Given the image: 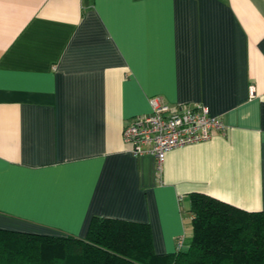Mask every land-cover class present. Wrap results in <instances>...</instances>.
<instances>
[{
    "label": "crops",
    "instance_id": "crops-1",
    "mask_svg": "<svg viewBox=\"0 0 264 264\" xmlns=\"http://www.w3.org/2000/svg\"><path fill=\"white\" fill-rule=\"evenodd\" d=\"M203 103L222 131L150 154L123 141L149 97ZM264 211V0H0V228L191 233L190 194Z\"/></svg>",
    "mask_w": 264,
    "mask_h": 264
},
{
    "label": "trees",
    "instance_id": "trees-1",
    "mask_svg": "<svg viewBox=\"0 0 264 264\" xmlns=\"http://www.w3.org/2000/svg\"><path fill=\"white\" fill-rule=\"evenodd\" d=\"M191 233L156 253L145 222L94 215L84 237L0 228V264H264V211L190 194Z\"/></svg>",
    "mask_w": 264,
    "mask_h": 264
},
{
    "label": "built area",
    "instance_id": "built-area-1",
    "mask_svg": "<svg viewBox=\"0 0 264 264\" xmlns=\"http://www.w3.org/2000/svg\"><path fill=\"white\" fill-rule=\"evenodd\" d=\"M149 103L150 111L133 116L124 125L122 136L133 156L154 157L157 172L171 148L205 141L225 128L221 116L211 114L203 103L171 104L160 95L150 96ZM183 241L184 237L178 236L176 247L182 246Z\"/></svg>",
    "mask_w": 264,
    "mask_h": 264
}]
</instances>
